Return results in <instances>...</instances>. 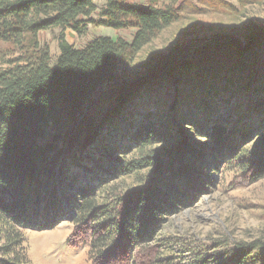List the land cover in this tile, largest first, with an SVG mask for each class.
Segmentation results:
<instances>
[{
	"label": "trees",
	"instance_id": "trees-1",
	"mask_svg": "<svg viewBox=\"0 0 264 264\" xmlns=\"http://www.w3.org/2000/svg\"><path fill=\"white\" fill-rule=\"evenodd\" d=\"M175 1L105 0L94 17V0H0V42L20 50L0 69V264L27 263L21 227L51 228L65 216L78 229L90 224L84 239L101 264L111 258L123 264L135 248L136 264H182L161 255L160 240L150 241L167 216L194 204L210 184L202 172L230 163L250 182L264 178V25L250 29L244 44L224 34L189 55L176 48L112 103L94 97L116 80L119 62L181 18ZM88 24L134 33L130 41L100 35L82 48L61 40L51 64L38 33L60 27L82 34ZM161 88L165 97L155 100ZM231 89L227 116L212 121L216 96ZM144 94H152L154 115L146 107L134 112ZM177 116L204 141L191 147L180 137L176 148L156 155L154 142L183 134ZM128 119L124 130L119 124ZM254 136L258 142L245 149ZM133 151L140 156L128 157ZM143 169L139 185L98 203L109 182ZM221 256L222 263L197 257L190 264H264V243L239 242Z\"/></svg>",
	"mask_w": 264,
	"mask_h": 264
},
{
	"label": "rangeland",
	"instance_id": "rangeland-1",
	"mask_svg": "<svg viewBox=\"0 0 264 264\" xmlns=\"http://www.w3.org/2000/svg\"><path fill=\"white\" fill-rule=\"evenodd\" d=\"M127 1L144 4L146 0ZM160 1L171 2V0ZM94 2L95 17L105 0H94ZM174 5H182L181 18L163 28L133 56L119 62L116 68V80L104 84L96 91L94 97L106 99L105 105L112 103L118 91L135 78L145 75L157 59L176 48H187L189 55L192 50L211 42L214 36L224 34H232L244 44L250 29L264 25V0H176ZM133 33L132 28L111 29L88 24L82 34H77L71 29L52 27L40 31L37 38L41 44L47 45L50 62L54 64L60 52L61 40L82 48L87 42L100 35L130 41ZM19 52L18 47L11 43L0 42V69L5 68L8 59L16 57ZM164 94V89L161 88L153 97L155 100L163 99ZM151 95L144 94L145 102L134 112H142V108L146 107L153 114L157 107L148 102ZM263 97L264 95L260 96V100ZM234 98L235 93L232 89L221 91L215 98L218 109H214L215 113L211 116V120L224 119ZM101 116L102 113L99 114L98 120ZM236 119L235 116L231 123H235ZM256 120L257 116H254L253 121ZM130 121L132 120L120 122L119 126L124 130L128 129ZM176 126L180 127L183 134H176V140L173 141L154 142L150 148L156 155L176 148L182 143L180 137L191 147L195 146L193 144L195 141H204L203 136H197L192 126L185 124L179 116L176 119ZM232 127L233 124H229V130H232ZM258 139V136H254L243 145L244 148H252ZM139 156L137 151H133L128 157ZM205 160L211 163L209 158ZM101 170L105 171V168ZM145 173V169L137 170L112 180L106 185L109 190L98 192V203L106 201L107 196L111 199L121 192L133 189L139 185ZM202 174L208 175L210 184L205 185L206 189L194 204L184 206L167 216L166 221L160 225L158 234L150 241V245L160 240L162 256L175 255L182 264H190L197 257L213 262L220 260L222 263L225 257L221 255H225L239 242L261 240L264 243V178L250 182L245 173L243 174L237 166L230 163H222L216 170ZM89 226L87 222L86 226L78 229V225L65 216L51 228L21 227L27 256L25 264H96L95 262L101 264L99 261L102 258L99 257L98 250L92 248L89 237L84 239L89 234L87 232L90 231ZM83 239L84 241H81ZM73 241L79 243L73 245ZM138 251L139 248L133 249L123 264H136L135 261L139 259ZM107 261L112 264L123 262L112 258ZM109 262L103 264H110Z\"/></svg>",
	"mask_w": 264,
	"mask_h": 264
},
{
	"label": "bare ground",
	"instance_id": "bare-ground-1",
	"mask_svg": "<svg viewBox=\"0 0 264 264\" xmlns=\"http://www.w3.org/2000/svg\"><path fill=\"white\" fill-rule=\"evenodd\" d=\"M37 244V243H36ZM39 245V244H38Z\"/></svg>",
	"mask_w": 264,
	"mask_h": 264
}]
</instances>
